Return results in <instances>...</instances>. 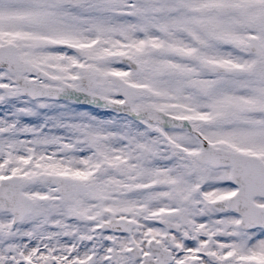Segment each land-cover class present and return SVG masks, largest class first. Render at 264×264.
I'll use <instances>...</instances> for the list:
<instances>
[{
  "label": "snow or ice",
  "instance_id": "6c2138e0",
  "mask_svg": "<svg viewBox=\"0 0 264 264\" xmlns=\"http://www.w3.org/2000/svg\"><path fill=\"white\" fill-rule=\"evenodd\" d=\"M0 264H264V0H0Z\"/></svg>",
  "mask_w": 264,
  "mask_h": 264
}]
</instances>
